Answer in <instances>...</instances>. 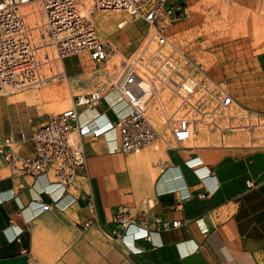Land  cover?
Wrapping results in <instances>:
<instances>
[{
  "label": "crops",
  "instance_id": "crops-1",
  "mask_svg": "<svg viewBox=\"0 0 264 264\" xmlns=\"http://www.w3.org/2000/svg\"><path fill=\"white\" fill-rule=\"evenodd\" d=\"M183 1L181 22L188 25L200 18L201 0ZM226 2L231 14L244 16L235 29L264 25V0ZM248 39L231 44L229 80L236 95L264 111V40L254 52ZM66 61L70 76L81 73ZM127 110L113 87L80 111L85 165L71 187L57 184L51 170L23 174L0 157V264H264V146H169L155 137L126 151L117 120ZM28 128L23 137H0L18 139V153L26 156L34 150ZM160 139L163 149L154 146ZM119 206L188 221L170 230L131 226L132 238L104 239L103 230L116 227Z\"/></svg>",
  "mask_w": 264,
  "mask_h": 264
},
{
  "label": "built area",
  "instance_id": "built-area-1",
  "mask_svg": "<svg viewBox=\"0 0 264 264\" xmlns=\"http://www.w3.org/2000/svg\"><path fill=\"white\" fill-rule=\"evenodd\" d=\"M38 5L43 18L33 25L22 10L23 0H0V96L15 93L37 84L43 79L39 46H44L46 36L51 38L59 60L84 54L96 63H108L112 47L103 41L89 17L79 8L80 0H32ZM95 10L123 9L146 24L143 35L131 47L127 57L119 65L113 81L121 98L128 106L127 112L117 120L121 148L132 150L156 136L169 146L183 145L191 137L198 123L216 124L219 113L226 112L235 101L232 93L221 81L213 80L177 44L170 39L168 29L181 16V4L177 0H91ZM37 30V34L33 31ZM45 61L51 60L48 52ZM184 63L193 66L189 70ZM196 70L200 76L191 75ZM167 88L179 94L183 113L175 117L167 112L162 99L159 107L166 113L163 133L155 126L146 112L150 99L161 95ZM104 92L90 91L74 94L70 105L55 113H49L45 121L32 132L34 150L21 156L19 140L13 136L0 137V157L23 174L38 175L51 170L54 181L63 188L75 184L76 177L85 165V155L80 135L83 133L78 118L81 110L93 108ZM198 93L197 98H190ZM148 105V106H147ZM206 117L209 119L206 120ZM152 124V125H151ZM151 125V128L150 126ZM168 134L170 139L165 138ZM77 137H76V136ZM92 205L90 194L86 197ZM86 220L83 226L93 223ZM187 219H164L149 216L145 209L136 211L119 206L114 213L116 227L103 230L106 238L123 240L131 226L144 229L170 230L187 223ZM143 236H148L147 232Z\"/></svg>",
  "mask_w": 264,
  "mask_h": 264
},
{
  "label": "rangeland",
  "instance_id": "rangeland-1",
  "mask_svg": "<svg viewBox=\"0 0 264 264\" xmlns=\"http://www.w3.org/2000/svg\"><path fill=\"white\" fill-rule=\"evenodd\" d=\"M177 1L182 8L184 1ZM217 1L219 2V0H201L200 18L196 17L192 19L193 23L190 21V24L185 25L181 22L180 16V19L168 29L170 39L213 80L223 82L235 99L226 112L217 115L216 124L205 126L198 123L191 137L184 143L216 144L224 141L229 144L264 146V111L251 107L242 96L236 95L234 84L229 80L230 50L234 49L231 47L232 42L234 44L235 40L247 37L256 52L261 49L260 45L264 40V25L256 23L249 32L235 29V22L244 19V16L231 14V6L226 2L227 0L221 2V5L217 4ZM27 5L37 9L39 20L42 22L43 18L38 11V5L32 0L22 6V10L27 14L28 22L32 24L35 18L31 14L28 15ZM79 8L91 19L99 37L112 47L109 62L96 63L84 54L70 55L59 60L54 46L50 44L51 38L46 36L43 44L44 42L49 44L39 46L37 51L43 62L41 67L43 79L15 93L0 96V135L14 132L23 137L24 127L29 125V135L32 136L33 129L39 126L35 122H40V118H45L49 113L67 108L74 94L90 91L107 92L114 87L113 81L119 72L120 62L127 57L132 45L143 35L146 24L141 18H134L123 9L95 10L92 8L91 0H80ZM259 17L254 15V21ZM121 20H125L122 25L119 24ZM33 32L37 34V30ZM245 48L248 50V46H243L242 50ZM44 52H48L51 60L45 61ZM67 59L80 68V74L70 76L69 70L65 68ZM184 64L192 71L191 64ZM196 72L193 70L191 75L198 78L200 74ZM26 95L33 97L30 100L25 98ZM197 96L198 93H195L190 99L194 101ZM161 99L167 112L175 113V117L180 116L183 110H180L182 100L179 94L167 88L161 89L160 96L154 95L150 99L146 112L163 133L166 113L159 107L158 102ZM207 119L209 118L206 117ZM156 137L159 138V136ZM165 138L170 139V136L166 134ZM159 141L154 143V146L163 149L165 144L163 140ZM102 236L105 239L103 234Z\"/></svg>",
  "mask_w": 264,
  "mask_h": 264
},
{
  "label": "bare ground",
  "instance_id": "bare-ground-1",
  "mask_svg": "<svg viewBox=\"0 0 264 264\" xmlns=\"http://www.w3.org/2000/svg\"><path fill=\"white\" fill-rule=\"evenodd\" d=\"M28 2V1H30V0H23V2ZM26 7H28V12H29V14L28 15H30L31 14V16L33 17V18H35V21L39 24L40 23V20H39V17H38V13H37V9L35 8V7H33L32 5H27ZM83 11V10H82ZM84 12V11H83ZM82 12V13H83ZM27 15V14H26ZM34 21V20H33ZM34 21V22H35ZM125 22V20H121L120 22H119V24L120 25H122L123 23ZM33 24V23H32ZM148 106V105H147ZM147 108V107H146ZM133 235H134V233H132V232H128V233H126L125 234V236L124 237H127V236H131V238L133 237Z\"/></svg>",
  "mask_w": 264,
  "mask_h": 264
}]
</instances>
